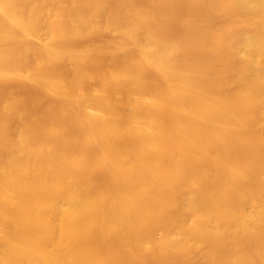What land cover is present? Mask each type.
<instances>
[{
  "label": "bare ground",
  "instance_id": "1",
  "mask_svg": "<svg viewBox=\"0 0 264 264\" xmlns=\"http://www.w3.org/2000/svg\"><path fill=\"white\" fill-rule=\"evenodd\" d=\"M0 264H264V0H0Z\"/></svg>",
  "mask_w": 264,
  "mask_h": 264
}]
</instances>
